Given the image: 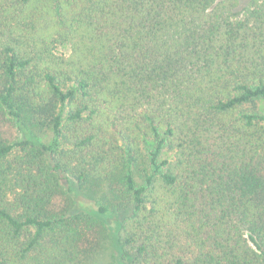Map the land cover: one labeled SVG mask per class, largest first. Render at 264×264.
Listing matches in <instances>:
<instances>
[{
    "label": "trees",
    "instance_id": "trees-1",
    "mask_svg": "<svg viewBox=\"0 0 264 264\" xmlns=\"http://www.w3.org/2000/svg\"><path fill=\"white\" fill-rule=\"evenodd\" d=\"M237 7L0 0V264H85L71 184L123 214L119 264H264V0Z\"/></svg>",
    "mask_w": 264,
    "mask_h": 264
},
{
    "label": "rangeland",
    "instance_id": "rangeland-1",
    "mask_svg": "<svg viewBox=\"0 0 264 264\" xmlns=\"http://www.w3.org/2000/svg\"><path fill=\"white\" fill-rule=\"evenodd\" d=\"M250 0H238L237 10L243 9ZM58 51L62 54L69 53L68 47H59ZM258 110L264 114V100H260L256 104ZM22 133L11 122H3L0 124V138L8 142H15L23 139ZM51 132L43 133L39 136V140L49 144L53 135ZM87 193L82 192L71 184L70 188L64 185L61 191L54 197L51 210L55 213L62 214L66 217H73L77 214H87L103 221V226H99V230L89 231L86 237H83L82 247L86 251L85 264H119L118 243L115 237L119 231V227L123 218V214L99 215L97 212L100 200L89 197ZM121 264H133L128 260Z\"/></svg>",
    "mask_w": 264,
    "mask_h": 264
}]
</instances>
